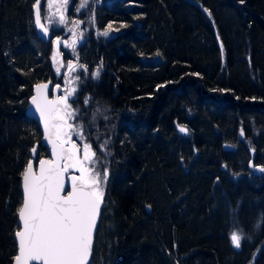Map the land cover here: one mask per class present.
<instances>
[{
	"label": "trees",
	"instance_id": "trees-1",
	"mask_svg": "<svg viewBox=\"0 0 264 264\" xmlns=\"http://www.w3.org/2000/svg\"><path fill=\"white\" fill-rule=\"evenodd\" d=\"M95 3L118 36L80 48L88 73L73 101L90 105L81 120L108 172L91 264H264V0ZM33 8L0 0V264L18 254L32 149L50 158L27 115L34 87L56 80Z\"/></svg>",
	"mask_w": 264,
	"mask_h": 264
},
{
	"label": "snow or ice",
	"instance_id": "snow-or-ice-1",
	"mask_svg": "<svg viewBox=\"0 0 264 264\" xmlns=\"http://www.w3.org/2000/svg\"><path fill=\"white\" fill-rule=\"evenodd\" d=\"M68 3L69 0H46V7L48 10L56 8L59 22L65 24ZM34 7L35 22L47 34L49 29L41 22L40 0H34ZM88 7L89 0H80L76 10ZM73 23L78 24L79 21ZM110 30L111 25L100 34L108 36ZM60 43V40L56 41L58 49ZM69 46L74 48L75 39L71 45L65 44V47ZM68 67L72 69L74 65L69 64ZM56 71L60 72V66ZM94 75L99 76V69ZM47 87V84L37 86L32 103L43 120L46 139L52 144L55 159L41 160L38 172L34 170L32 162H29L22 173L24 196L23 204L18 210L22 227L15 233L18 238V254L14 261L15 264H32L33 261L37 264H88L108 172L106 168L102 173L96 170V152L90 144L83 145L81 157V149L72 142L73 131L81 139L84 136L82 128L74 129L69 123L76 112L68 99L76 89L65 90L64 96L53 101L47 98ZM179 131L187 133L184 127H179ZM35 151L33 148L34 154ZM69 168L75 169L79 176L69 177L70 190L64 194L65 173ZM259 171L264 172V167L259 168ZM262 223L264 216H261L254 227L259 228ZM245 238L242 230H233L229 235L230 242L236 249L241 248Z\"/></svg>",
	"mask_w": 264,
	"mask_h": 264
},
{
	"label": "rangeland",
	"instance_id": "rangeland-1",
	"mask_svg": "<svg viewBox=\"0 0 264 264\" xmlns=\"http://www.w3.org/2000/svg\"><path fill=\"white\" fill-rule=\"evenodd\" d=\"M95 1L97 0H89V7L83 8L77 11L76 9L79 7L80 0H78L74 6V16H70L69 13L72 10V5L74 3V0H69L67 10H66V20L67 23L61 24L59 22V12L56 8H52L51 10H48L46 7V0L44 2V6L42 9V17L43 22L45 26L49 29V31L53 34V39L50 43H44L42 42L38 37V40L41 41V43L37 40L34 41V45L36 48L42 52L43 48L42 45H46L49 48L48 52L50 53V64L52 65L53 72L55 75V82L54 85L61 86L64 90L67 89L68 91H71L72 88H75V92L72 93L69 96L68 103L72 106V108L76 112V116L69 121L73 125L74 129H81L83 130V139H81L79 136L75 134V131L72 132L71 139L72 142L76 143L77 146L81 149V157H82V150L84 144H90L89 139L90 136L88 135L87 130L88 126L85 124L84 119V109L87 106H90L89 104H86L87 106L84 107H78L75 108L73 105V101L77 99V95L80 91V85L81 81L85 77H81L80 75L84 73H88V69L85 65H83L84 58H83V52L80 51V48H82L83 45L91 41L92 38H95L97 40H110V32L108 36H103L100 33H103L105 30H108V26L105 27L103 23L99 20L98 10L94 6ZM55 13V15H53ZM74 21H79L78 24H74ZM75 39V46L74 48L69 46L65 47V44L71 45V42ZM60 40V46L59 49L57 48L56 41ZM55 57V60L53 59ZM74 65L72 69H69L68 65ZM62 65V66H61ZM60 66V72L58 73L56 71V68ZM83 66V67H81ZM100 65H98L96 68L100 71ZM87 69V71H84V69ZM77 77L79 79H77ZM66 92L62 93L60 97L64 96ZM99 114H103L102 112H99ZM94 131V130H93ZM92 146V145H91ZM65 147H68V145H65ZM93 149V147H92ZM96 159V157H95ZM96 170H99L98 163L96 164ZM101 172V171H100ZM69 174H76L79 176V173L73 169L69 168L68 172ZM102 173V172H101ZM108 182V181H107ZM104 189V200L103 204L105 207H107V183L103 186ZM107 242V237L105 235H101L100 237V244L98 245L99 250L102 249L103 244Z\"/></svg>",
	"mask_w": 264,
	"mask_h": 264
},
{
	"label": "water",
	"instance_id": "water-1",
	"mask_svg": "<svg viewBox=\"0 0 264 264\" xmlns=\"http://www.w3.org/2000/svg\"><path fill=\"white\" fill-rule=\"evenodd\" d=\"M43 6H44V0H40L41 22L44 24L43 17H42ZM33 19H34V29L36 30L37 37L44 43H50L52 41V39H53V34H52L51 31H48V33L45 34L41 30L39 25H37V23L35 22V7L33 8ZM112 35H113L114 38H116L118 36V34L114 33V32L112 33ZM43 84H47L48 85V87L46 89V95H47V98L49 100H53L54 101L57 97H60V95L62 93L66 92L65 90H67V89L64 90L59 85H54L52 81L43 82V83H40L38 85H43ZM38 85H36L34 87L33 96L31 97V99L29 101V106L27 108V115L29 116V118L35 120L39 124V126L41 128V132H42L41 146H43L44 148L47 149V151L49 152L50 158L39 159V156H38L39 155V145L38 144L35 145L34 148L36 149V151H35V154L33 152H31V158H32L31 162L33 164L34 170L37 171V172L39 171V167H40L39 162L41 160L51 161V160L55 159V157L53 155L52 144L49 143L48 139H46V133H45V130H44L43 120L40 118V113L36 110V106L32 103V98L34 96H36V88H37ZM179 127H181V126H177V130H178L179 134L183 135L185 137L188 136V131H187V133H182V132L179 131ZM240 138H241V141H244L245 140L244 134L241 135V133H240ZM224 149L231 151L233 149V146L232 145H225ZM251 167H252V165H251ZM259 173H261V172L259 171V168H257L255 170V174L258 175ZM73 175L77 176L76 174L65 173V190H64V194H66L70 190L69 177L73 176ZM22 194H23V179H22ZM23 196H24V194H23ZM148 211L150 212L151 210L148 209ZM102 212H103V204L101 206L100 215H99V218H98V221H97V225H96V229H95V233H94V238H93L91 256L89 258L88 264L92 263V256H93V251H94V243H95V239H96V236H97V233H98V228H99V225H100ZM21 227H22V222L19 219V228L21 229ZM16 241H17V244H18V238L17 237H16ZM14 264H15V261H14ZM32 264H37V262L33 261Z\"/></svg>",
	"mask_w": 264,
	"mask_h": 264
},
{
	"label": "flooded vegetation",
	"instance_id": "flooded-vegetation-1",
	"mask_svg": "<svg viewBox=\"0 0 264 264\" xmlns=\"http://www.w3.org/2000/svg\"><path fill=\"white\" fill-rule=\"evenodd\" d=\"M101 1V4L103 3V1H105V0H100ZM107 1H109V2H115V1H117V0H107ZM96 4V3H95ZM96 7H98V5L96 4ZM33 21H34V19H33ZM35 30V29H34ZM35 32H36V30H35ZM114 31H111V35H112V33H113ZM114 33H116V32H114ZM37 35V34H36ZM113 36V35H112Z\"/></svg>",
	"mask_w": 264,
	"mask_h": 264
},
{
	"label": "bare ground",
	"instance_id": "bare-ground-1",
	"mask_svg": "<svg viewBox=\"0 0 264 264\" xmlns=\"http://www.w3.org/2000/svg\"><path fill=\"white\" fill-rule=\"evenodd\" d=\"M241 133V132H240ZM244 134V133H243ZM225 150V149H224ZM233 150V149H232ZM227 151H230V150H227Z\"/></svg>",
	"mask_w": 264,
	"mask_h": 264
}]
</instances>
